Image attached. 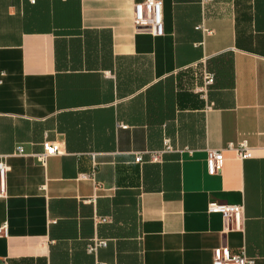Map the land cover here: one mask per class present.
<instances>
[{
    "label": "crops",
    "instance_id": "crops-1",
    "mask_svg": "<svg viewBox=\"0 0 264 264\" xmlns=\"http://www.w3.org/2000/svg\"><path fill=\"white\" fill-rule=\"evenodd\" d=\"M162 1L156 36L137 0H0V264H264V0ZM45 140L61 154L41 164ZM243 141L250 159L226 150ZM212 202L242 206V228Z\"/></svg>",
    "mask_w": 264,
    "mask_h": 264
},
{
    "label": "built area",
    "instance_id": "built-area-1",
    "mask_svg": "<svg viewBox=\"0 0 264 264\" xmlns=\"http://www.w3.org/2000/svg\"><path fill=\"white\" fill-rule=\"evenodd\" d=\"M202 5H205L212 0H199ZM34 2V0H32ZM134 26L136 30L142 32H150L156 36L164 34V21H163V1L162 0H137L134 6ZM204 35H211L212 32L207 30L204 26H198ZM201 65V73L195 75L193 92L197 94L200 99L207 102L208 92L215 81V74L207 69V58H205ZM198 68L197 65H195ZM5 72L0 71V85L2 77ZM201 81V82H200ZM210 106H207L209 109ZM165 151H169V141H165ZM43 152L36 155L37 160L41 164H45L47 159L61 154L58 145L55 142L45 140L43 145ZM227 151H233L237 156L242 159H250L253 157V151L246 141L236 144H229L226 148ZM18 154H23V148H18ZM160 153H152L151 159L156 161ZM143 158L141 155L136 157V163H142ZM224 164V151H208L207 156V171L211 176L217 175L221 172ZM8 167L4 163H0V198L7 194V174ZM207 212L209 214H219L226 220L230 221L233 229L240 230L244 217V208L237 205L219 204L212 202L208 205ZM105 221V220H104ZM7 234V227L0 228V235ZM107 243L103 240H94L88 247L89 253H95L99 248L106 247ZM256 258L249 257L245 250L240 252H232L229 248H217L213 252V264H256ZM103 264V263H97Z\"/></svg>",
    "mask_w": 264,
    "mask_h": 264
}]
</instances>
